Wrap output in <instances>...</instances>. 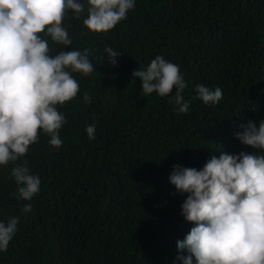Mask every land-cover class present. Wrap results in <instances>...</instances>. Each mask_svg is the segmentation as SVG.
Instances as JSON below:
<instances>
[{
    "label": "trees",
    "instance_id": "obj_1",
    "mask_svg": "<svg viewBox=\"0 0 264 264\" xmlns=\"http://www.w3.org/2000/svg\"><path fill=\"white\" fill-rule=\"evenodd\" d=\"M80 2L85 11L68 10L62 24L72 45L41 36L52 56L88 49L94 71L73 72L80 90L56 106L66 120L61 146L40 130L23 157L0 165V222L19 218L0 264H182L177 256L188 253L176 242L194 224L181 215L187 194L169 182L173 165L200 170L221 151L264 155L234 136L237 125L264 120V0H134L100 33L84 26ZM107 48L120 54L116 66ZM156 56L179 67L187 112L175 87L147 94L132 77ZM197 85L222 89V99L205 104ZM24 161L41 181L31 200L11 174Z\"/></svg>",
    "mask_w": 264,
    "mask_h": 264
},
{
    "label": "clouds",
    "instance_id": "obj_2",
    "mask_svg": "<svg viewBox=\"0 0 264 264\" xmlns=\"http://www.w3.org/2000/svg\"><path fill=\"white\" fill-rule=\"evenodd\" d=\"M84 26L91 32H108L126 18L134 0H87ZM72 10L79 17L85 11L80 0H0V165L23 157L37 142L39 131L50 135V144L59 147L58 132L66 122L56 106L76 97L80 90L72 73L85 76L94 71L89 50L61 51L50 55L49 43L72 45L62 26L65 14ZM113 66L119 53L106 49ZM144 93L166 96L176 88L179 111H188L180 92L185 88L179 67L156 56L146 70H135ZM205 104L222 99V89L197 85ZM85 102L91 97L85 94ZM234 133L242 144L264 152V120L237 125ZM95 139V125L86 128ZM18 196L31 200L40 190V178L30 174L27 161L12 168ZM169 182L177 192L187 194L181 215L194 224L183 240L176 242L182 264H264V155L221 151L202 169L173 165ZM26 204L23 211H31ZM18 217L0 222V250H6L13 238Z\"/></svg>",
    "mask_w": 264,
    "mask_h": 264
}]
</instances>
